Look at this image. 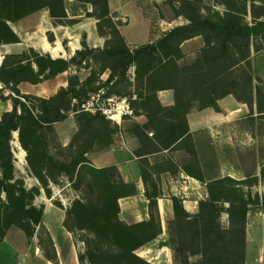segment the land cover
I'll return each mask as SVG.
<instances>
[{
    "label": "trees",
    "instance_id": "trees-1",
    "mask_svg": "<svg viewBox=\"0 0 264 264\" xmlns=\"http://www.w3.org/2000/svg\"><path fill=\"white\" fill-rule=\"evenodd\" d=\"M83 1L92 3L94 8L92 16L99 20V31H101L99 23L102 19L110 18L111 21L113 20L110 16L108 0ZM183 1L185 3L191 2L189 0ZM44 7L49 8L51 15L54 17L66 16L64 0H0V44L19 40L7 21L17 20ZM176 11L175 15L185 14L191 18L190 24L176 27L167 32L157 43L143 44L132 50L126 44L115 23L114 29L122 42H124V46L123 48H118L117 57L120 59L105 67L110 69L109 77L106 80L95 78L87 86V83L81 81L78 75H72L69 86L61 88L49 98L23 94L19 90L18 84L21 81L41 82L50 75L68 69L70 64H82L89 55H93L96 52L102 54L111 53L110 48L107 46L104 49L84 48L77 54L80 58L76 55L69 61L42 55L39 59L45 60L46 64L42 65L40 63L41 60L34 61L38 69H35L33 61L28 58L19 57L18 61L9 64L6 56L4 63L0 66V81L4 83V87L0 88V99H10L13 108L4 112L0 119V188L7 195L6 200L0 197V241L12 225L21 227L28 236H32L34 233L32 226L41 225L44 214L43 207L38 209L34 206L33 200L35 196L33 192L25 187L23 180H17L15 176L12 139L13 131L19 129L22 146L28 151V163L44 186L48 185L49 180H55L53 177L56 170L69 176L71 181H73L74 187L82 189L84 192V195L80 199L75 200L66 211V228L72 233H74L75 228H78L90 230L99 238L108 236L117 246L121 264H150L138 256L135 251L159 234L160 228L157 221L152 217L149 221L128 224L119 216V198L124 194L134 192L135 188L122 180L114 166L100 168L90 162L87 152L92 149L94 140L87 147L84 146L76 151L69 163L50 164L40 169L36 164L42 163L44 158L39 161L33 160L30 148L24 144L23 130L20 125L22 120L20 106L22 98L36 99L41 102L42 105L38 114L28 112L30 120L35 123L39 121L53 124L66 119L71 113H74L78 125L77 133L82 131V123L88 125L93 132H97L101 127H109L105 143L108 145L112 142L113 134L116 131V129L110 128L111 120L99 110L92 113V111L84 108L72 109V100L77 99L81 93H84L86 98L90 99L87 93H92L93 95L100 89L106 88L113 80L118 69L124 68L125 73L126 68L132 62H136L139 68L140 63L146 58L147 65L144 73L147 74L149 83L154 87L153 94L147 98L156 103V109L152 114L149 112V121L146 125L137 126L140 131L137 135L140 139H143L140 136L141 133L144 134V131L151 126L158 113L165 111L164 117L158 120L160 129H157V140L161 146L174 144L180 139V135L183 136L189 131L185 118L188 109L183 111L180 118L175 115L180 111L178 106L182 104L181 95H179L176 85L170 83V79L175 74L172 71V65L175 64L176 68H180L176 61L182 54L179 48L180 44L186 39L198 35H202L206 41L208 47L198 55L193 64L184 67L182 70L185 76H183L184 79L193 84L199 72L201 73L200 75H208V78L201 82V89L205 88L204 86L208 83L216 82L224 72L236 66L240 59L248 58L255 30L262 34L261 39L264 44V19L256 21L255 25H249L248 23H241L240 15L236 12H230L227 17L214 20L204 17L199 19L187 15L183 11L177 9ZM231 48L242 53L246 51L247 54L245 56L242 55L240 59L232 60L227 66L224 60L229 55ZM142 56H145V58L141 59ZM147 58L149 59L147 60ZM169 86L176 90V105L163 107L158 102L155 92L158 88ZM5 88L10 89L12 93L6 96L4 94ZM174 116H176V119H165L166 117L174 118ZM70 146H73V141ZM38 154L36 152V155ZM47 161L52 162V159L50 158ZM193 172L198 178L204 180L202 171L195 170ZM242 183L232 177L212 179L208 184L209 197L201 201L199 213L195 216L186 213L179 200L174 198L175 213L179 210L182 211L185 218L191 220L194 224L192 243L195 244V249L193 253L200 255V259L197 262L187 260L186 264H206L220 244L226 242V238H228L227 243L231 249L240 252V258L242 261L244 260L247 212L250 202L242 198L244 194L240 195L239 199L232 200L219 193L221 189L228 190L227 185L229 184L232 186L231 190L238 191L240 189L236 188H239L237 186ZM121 186L131 188L129 191L120 192L119 188ZM226 202L229 203L227 208L224 206ZM223 211H227L230 215V225L227 229L221 223ZM86 255L92 264H98L99 257H102L97 248L90 244L87 247ZM78 256L80 262L86 257L85 254H78Z\"/></svg>",
    "mask_w": 264,
    "mask_h": 264
},
{
    "label": "crops",
    "instance_id": "crops-1",
    "mask_svg": "<svg viewBox=\"0 0 264 264\" xmlns=\"http://www.w3.org/2000/svg\"><path fill=\"white\" fill-rule=\"evenodd\" d=\"M68 1L72 0L64 1L66 16L54 17L49 8L44 7L17 20L7 21L19 40L2 43L1 45L6 47L5 53H21L31 46L39 48L40 55L45 53L53 59L68 60L85 48L82 44L84 41L94 43L90 44V47H102L106 38L98 30L99 20L80 13L70 15ZM247 2L248 8L251 7V0ZM143 6L144 0H108L110 16L116 21L120 34L131 50L143 44L157 43L167 32L191 22V18L185 14H177L167 21L171 25L170 28L154 27L153 20ZM86 8L87 12H92L94 9L92 5ZM65 18H76L73 27L80 32L72 34V27L69 24L58 21ZM250 20L245 18V23L253 25L255 20L262 19L251 17ZM30 23H35V28L31 33L24 34V28L31 25ZM50 30H54V33ZM60 31L67 33L63 36ZM85 34L87 36L84 38ZM207 47L202 35L186 39L180 44L182 54L177 59V64H193ZM252 47H254L253 42L251 49ZM33 65L38 69L36 64ZM72 66L73 64H70L68 69L50 75L38 83L21 81L18 88L23 94L49 98L61 88L69 86L70 77L76 73ZM109 74L107 73L106 76ZM102 78L105 80L106 77ZM259 86L257 76H254L250 99L237 98L231 90L221 94L212 90L208 95L212 101L203 104L200 97H196L185 115L189 131L183 136L180 135V139L170 146L159 144L158 131L153 126L144 131L143 139H140L135 132L126 130V120L134 121L138 126L148 123L149 111L136 110L134 116L128 115L121 119L118 123L121 127L113 134L111 143L99 149L92 148L87 152V157L94 166L100 168L114 166L122 180L135 188L134 192L119 198V216L123 221L136 224L149 221L152 217L157 221L159 234L143 246L144 256L153 264H174L168 227L169 220L175 215L174 198L179 200L186 213L195 216L199 213L201 201L209 197L208 184L212 179L223 177H232L239 181L247 179L248 174L244 169L240 149L235 145L234 132L231 129L233 125L243 124L248 118L257 122L258 116L264 114V109L260 108ZM176 87L179 95L185 89L188 90L186 83ZM202 89L198 90L202 91ZM7 90L9 92H5L6 96L12 93L10 89ZM155 94L163 107L176 105L175 88L170 86L158 88ZM12 108L10 99H0V119L4 112ZM165 119L169 120L167 117ZM75 126L77 129V121ZM201 133H205L210 138L211 151L218 170L214 176H210L207 172V158L202 159L199 151ZM70 141L71 137L67 140L61 138L63 145L69 144ZM187 141L191 142L193 151L185 149ZM12 149L15 157V175L27 168L32 173L27 160L28 151L22 146L19 129L13 131ZM175 152L184 153L186 162L177 159ZM263 166L264 164L258 163L253 174L258 180L255 185L259 187L257 193L261 204L258 208H250L247 212L246 264L252 263L253 259L257 264H264V185L261 175ZM195 170L203 172L204 180L198 178L195 172L192 173ZM26 182L32 185L41 184L34 174L32 177L29 176ZM52 184L49 180L48 186L51 187ZM228 204L226 202L224 206ZM60 210L54 205L47 204L42 218V223L47 226L52 239L54 258L44 254L42 247L33 238L34 234L28 236L24 230L10 227L0 241V264H80L73 233L65 226L66 213ZM49 213L56 217L57 221L54 225L47 219Z\"/></svg>",
    "mask_w": 264,
    "mask_h": 264
},
{
    "label": "rangeland",
    "instance_id": "rangeland-1",
    "mask_svg": "<svg viewBox=\"0 0 264 264\" xmlns=\"http://www.w3.org/2000/svg\"><path fill=\"white\" fill-rule=\"evenodd\" d=\"M248 4L249 3L247 0H191L190 3H185L183 0H144L143 7L148 16L153 20L154 27L159 26L160 28L161 26L168 29L171 27V25L167 23V21L175 16V12H177L176 9L199 19L204 17L220 20L222 17H227L230 12H236L238 15H240V21L243 24H245V18H248V20H250L251 17L264 19V0H251V7L249 6V8ZM90 5H92V3L84 2L83 0H72L69 2V5L67 4V7L70 11V15L80 13L95 19L96 17L92 16L94 9L92 12L86 11V7H90ZM58 21L69 24L72 27V34L80 32L73 27L76 18H65ZM256 21L258 22V20H255V23ZM115 23L116 21L114 19L111 21L110 18H104L99 23L101 27V31L99 32L103 37L106 38V41L102 43V47L98 48L104 49L107 46L110 48L111 53L102 54L96 52L93 55H89L82 64H73L72 66L76 70V73L72 75H78L80 79L87 83V86H89L95 78L103 80L102 77H106V80L109 77L106 76V74L110 73V69L105 67H107V65H112L113 63L117 62L118 59H120L117 57V53H119L118 48H123L124 42H122L114 29ZM255 23L253 25H255ZM34 28L35 23H32L31 25L24 28L23 33H31ZM50 31L51 33H54V30ZM60 33L64 36L67 32L65 31L63 33L60 31ZM253 34L252 42L257 48L252 47L250 50V55L244 60H241L240 57H242V55L245 56L247 54L246 51L242 53L231 48L229 55L224 61L227 66H229L232 60L239 58L240 60L238 64L232 69L224 72V74H222L219 79L216 80V82H211L205 85V89H202V91H199L198 89H200L201 82L208 78V75H200L201 73L199 72L195 83L193 84L187 81V79H184L185 76L182 70L184 67L188 66L186 65L187 63L179 65L180 68H176L175 64L172 65V71H174L175 74L170 79V83L176 86H181L182 83H186L188 86V90L185 89V91L181 92L182 104L181 106H178L180 111L175 115L179 116L180 118L183 114V111L190 108L195 97H200L199 99L202 104L209 100L212 101L211 97L208 96L212 90H216L218 94L226 92L227 90H231L234 92L237 98L250 99L253 90L254 76H257V80L260 85L258 91L259 100L261 102L260 108L264 109V44L263 40L261 39L262 34L258 32V30H255ZM86 36L87 35L85 34L84 38ZM82 44L85 48L96 49L94 47H90V44L93 45L94 43L84 41ZM5 52L6 47L0 44V66H2L4 63L6 56L8 59L7 62H9V64L18 61L21 57L28 58L30 61H33L34 64V61L41 60L39 58L42 56L40 55L41 52L39 51V48L37 49L36 47L31 46L27 47L21 53L6 54ZM43 54L46 56L45 53ZM4 55L5 58H3ZM77 57L80 58L78 55ZM143 57L145 58V56H142L141 59ZM71 59L72 58H68V60ZM148 59L149 58H147V60ZM40 63L42 65L46 64L45 60H41ZM146 65L147 62L145 58V60L140 63L139 68L136 62H132L126 68L125 73L124 68L118 69L115 72L113 80L106 88H104L105 94L101 96V100L98 102L94 100L92 102V106L101 104L103 98L105 97L114 96L117 98H127L131 106L135 109L134 112H136V110H148L151 112V114L154 113L156 109V103L152 102V100H148L147 98L149 95L153 94L152 91L154 90V87L149 83L147 74L144 73ZM1 87H4V83L0 81V88ZM5 92L9 91L5 88L4 94ZM88 95L90 96L89 98H91L92 93H87V96ZM87 100L88 99L86 98V95L81 93L77 99L72 100V109H83V102H87ZM21 101L22 104L20 106V110L22 111V120L20 125L23 130L24 144L30 148L33 154V160L39 161L44 158L42 163L36 164L40 169L41 167H47L50 164L69 163L76 151L84 146L87 147V145H90L93 140V149H99L106 145L105 143L107 141V131L109 130V127H101L97 132H93L88 125L82 123L83 129L80 133H77L78 128L76 129L75 126L76 118H74L75 115L73 116L74 113H71L68 116L69 119L67 118L57 121L58 123L47 124L45 122L39 121L38 123H35L30 120L28 112H34L35 114H38L39 108L42 105L41 102L31 98H22ZM92 113H95V111H92ZM164 113L165 111L158 113V115L155 116L154 122L151 123V126L160 129V123L158 120L161 119L159 117H164ZM258 117L259 119L257 122L253 120L251 121V118H248L245 122H243V124H236V126L233 125L231 129L234 132L235 145L238 149H240L239 152L241 153L244 169L248 174L247 179L241 180L243 183L240 186H237L239 188H236L240 189L241 191L231 190L232 186H230V184L227 185V188H229L228 190L221 189L219 191L220 194L227 196L232 200L239 199L240 195L244 194L242 198H244V200L247 202H250L248 205V210L250 208L256 209L258 208V205L261 204L259 195L257 193V188L259 187L258 185H255L258 180L255 176H253L258 167V163H261V165L264 164V114ZM168 119H176V116H174V118ZM111 122L110 128L119 130L121 124L119 125L113 120H111ZM137 126L138 125H136L134 121L126 120V130L138 134L140 131ZM140 136L145 138L143 133H141ZM70 137L71 141L69 144L63 145L61 138L67 140ZM199 137V151H201V157L202 159L207 158V172L210 176H214L218 173V170L215 157L211 151L210 138L205 133H201ZM72 141L73 146H70ZM185 149L188 151H193L190 141L186 142ZM36 152L39 154L36 155ZM175 155L180 161L186 162V156H184V153L175 152ZM48 158H51L52 162L47 161L49 160ZM33 174L34 172L32 171L31 173L27 168L25 171L20 170L19 174L15 176L17 180H23L25 187L33 192L35 196L33 204L38 209H41L42 207L45 208L47 204H51L62 211L64 210L66 213L73 202L80 199L81 196L84 195L82 189H77L74 187L72 184L73 181H71L70 177L66 174H61L60 171L55 170V175L53 177L55 180H50L53 183L51 187L48 186L49 183L47 186H44L41 181V184L39 185H32L29 182L27 183L26 179H28L29 176L32 177ZM261 175L264 185V166L262 168ZM130 188L131 187L121 186L119 191H129ZM0 197L4 200L7 199L6 192L1 190V188ZM228 205H226V208L229 207ZM53 215L54 214L49 213L47 219L54 225L57 220ZM229 217L230 215L227 211L222 212L221 223L226 229L230 225V222L228 221ZM11 227H14L15 230L22 229L17 225H12ZM168 227L169 244L170 248L172 249L174 264H186L187 260L190 262H197L200 259V255L193 253L195 249V244L192 243L194 234L193 222H191V220H187L184 216V213L179 210L177 213H175L174 217L169 220ZM32 229L34 232L33 238H35V241L40 245V247H42L44 254L54 258L53 243L47 226L42 223L41 225L32 226ZM73 236L78 249V254H85L86 256L84 260L80 262V264H92L86 255L89 244L93 247H96L99 253L102 254V257H99L98 259V264H121L119 257L120 254L117 251V246L108 236L99 238L90 230L78 228L74 229ZM227 241L228 238H226V242L220 244L216 252L212 255V257H210L206 264H246V243L244 248V260L242 261L240 258V252L232 250ZM143 246L136 249L135 253L150 264H153L146 258V256H144ZM254 262L255 261L253 259V262L249 264H257V262Z\"/></svg>",
    "mask_w": 264,
    "mask_h": 264
},
{
    "label": "built area",
    "instance_id": "built-area-1",
    "mask_svg": "<svg viewBox=\"0 0 264 264\" xmlns=\"http://www.w3.org/2000/svg\"><path fill=\"white\" fill-rule=\"evenodd\" d=\"M105 94L104 88L100 89L96 94H93L87 102L83 103L85 110L101 111L107 118L120 123L121 119L128 115L134 114V109L127 98H117L108 96L103 98L102 103L97 106H92V102L101 100V96Z\"/></svg>",
    "mask_w": 264,
    "mask_h": 264
}]
</instances>
